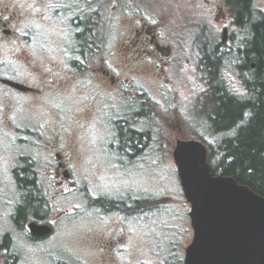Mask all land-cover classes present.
<instances>
[{
	"label": "flooded vegetation",
	"instance_id": "obj_1",
	"mask_svg": "<svg viewBox=\"0 0 264 264\" xmlns=\"http://www.w3.org/2000/svg\"><path fill=\"white\" fill-rule=\"evenodd\" d=\"M204 1L213 4L215 22L222 27L221 40L213 45L222 68L229 44L242 35L245 41L232 46L243 60L236 63V68L241 72L249 62V68L255 70L247 54V41L252 36L250 23L264 19V0ZM127 7L119 0H0V50L6 47L13 56L10 61H0V92L11 98L17 95L23 102L19 109L26 110L31 104L25 103L31 99L24 96H32L35 101L82 87L88 99L75 103L78 116L84 111L86 116L104 111L114 95L129 97L125 89L129 79L113 75L102 57L95 60V54L109 49L106 35L112 10L126 17ZM36 20L52 22L66 34L62 65L52 62L42 68L29 56L34 38L32 22ZM137 24L121 46L127 60L125 73L137 72L136 67L147 61L154 64L153 73L160 76L158 70L173 56V48L165 46L155 26L143 19ZM225 31L227 43H223ZM207 59L202 54L204 66ZM32 69L38 71L37 85L31 81ZM5 81L28 89L20 90ZM198 99L202 101V97ZM40 110L44 121L41 118L35 125L9 122L7 130L0 131V139L10 138L13 147L24 150L14 156L8 179L0 173V264H185L194 231L191 205L180 179L182 200L181 195L176 197L174 186L167 184L165 190L156 192L141 185L143 152L146 148L162 150L161 144L144 142L143 132L121 118L114 122L115 140L86 148L78 140H63L61 126L49 124L47 116L52 113L62 121L58 105L46 103ZM176 111L178 108L172 106L171 115ZM172 119L168 126L175 138L168 141V147L176 166L177 142L203 139L192 135L190 124L177 114ZM75 122L73 129L78 128L79 121ZM97 157H107L113 168L103 173L94 164ZM161 158L151 160L157 163ZM104 176L121 184L103 186ZM65 234L71 243L60 240Z\"/></svg>",
	"mask_w": 264,
	"mask_h": 264
},
{
	"label": "rangeland",
	"instance_id": "obj_2",
	"mask_svg": "<svg viewBox=\"0 0 264 264\" xmlns=\"http://www.w3.org/2000/svg\"><path fill=\"white\" fill-rule=\"evenodd\" d=\"M119 1L128 6L127 15L121 17L112 10L106 35L109 49L105 53L95 54V60L102 57L105 59L104 65L113 75L129 79L128 84L124 82L129 97L123 98L122 96L121 98L114 95L112 102H107L108 106L104 111L91 113L90 116H86V111H84L81 113L83 115L78 116L74 113L75 103L88 99L86 89L82 87L79 90L70 89L53 96L40 97L35 101L32 96H26V98L24 96V99H31L30 103H25V105L31 104L29 107L24 106L27 107L26 110L19 109V105L23 106V102L19 97H16L17 95H13L14 98H11L6 93L0 92V131L7 130L9 122L35 125L38 123L36 121L41 122V118L44 121L40 109L46 103L53 102L61 110L62 121L52 113L49 117L47 116L49 124L61 126L63 140H78L84 147L90 148L103 146L107 141L115 140L114 128L116 125L114 122L118 123L119 119L125 118L129 124L136 125L139 131L143 132L144 142L160 143L162 147V150H155V152L148 148L144 150L140 172L142 174L141 185L144 188H153L156 189V192H160L165 190V185L168 184L172 188L176 187V197L180 198L177 167L170 160L171 153L170 147H168V141L175 138L173 131L168 126L172 122L170 120H173V116L177 114L186 124H190L191 132H193L191 134L201 136L211 152L216 151L222 139L233 136L234 133H214L207 125L208 102L202 104L198 99L207 90V79L204 78L206 72L201 63V57L202 54H205L207 58L213 57V45L220 42L222 27L215 22L217 13L213 4L207 5L204 0ZM115 3L113 2L112 6ZM141 19L148 22L150 26H155V29L157 28L164 38L162 41L166 43L163 46L170 45L173 48L174 54L172 53L173 56L167 62L169 64L166 63L158 70L160 76L153 73L154 64L147 61L136 67L137 72L125 73L127 60L121 53V46L131 36ZM32 25L34 38L29 56L35 65L42 68L52 65V62L58 66L62 65L66 55L63 48L66 34L62 33L52 22L36 20L32 22ZM235 32L240 33L239 31ZM242 41H245V37L240 35L229 44V52L225 53L223 59L222 78L230 91L239 97L246 98L245 88L238 78L241 72L236 68V63L242 64L243 60L240 58L241 55L237 52V48L232 49L233 45V47L240 46ZM4 46L1 45V47ZM11 59L13 56L10 49L4 47L0 50V61L6 62ZM37 75L38 71L35 72L32 69L31 81H33V85L38 84L39 77ZM172 106L179 110L173 115H171ZM75 119L79 123L77 124L78 128L73 129V126L76 125ZM195 128L197 132H194ZM121 130L126 131L124 127H121ZM11 143L10 138L0 139V173L6 179H8L10 167L13 165L14 156L24 151L13 147ZM149 146L151 145L149 144ZM156 156L163 157L161 162H152L151 158ZM94 164L103 170V173H107L109 169L113 168L107 157L96 159ZM102 184L112 188V186L121 183L118 180L115 182L114 178L104 176ZM82 189L86 190V187ZM4 191L7 193L8 187H5ZM60 240L64 243H68V241L71 243L66 234L62 235ZM148 242L150 243V240Z\"/></svg>",
	"mask_w": 264,
	"mask_h": 264
},
{
	"label": "water",
	"instance_id": "obj_3",
	"mask_svg": "<svg viewBox=\"0 0 264 264\" xmlns=\"http://www.w3.org/2000/svg\"><path fill=\"white\" fill-rule=\"evenodd\" d=\"M209 154L198 140H179L174 151L194 231L185 264H264V196L233 177L214 175Z\"/></svg>",
	"mask_w": 264,
	"mask_h": 264
},
{
	"label": "trees",
	"instance_id": "obj_4",
	"mask_svg": "<svg viewBox=\"0 0 264 264\" xmlns=\"http://www.w3.org/2000/svg\"><path fill=\"white\" fill-rule=\"evenodd\" d=\"M250 28L247 54L256 68H249L248 62L240 75L247 97L227 88L217 52L207 59V66L202 64L207 90L201 102H208L207 125L214 133L234 132L222 139L215 152L209 150L213 174L233 177L264 196V19L252 21Z\"/></svg>",
	"mask_w": 264,
	"mask_h": 264
}]
</instances>
